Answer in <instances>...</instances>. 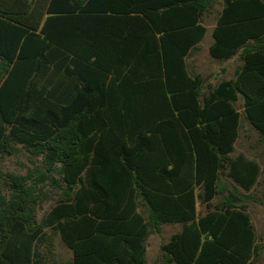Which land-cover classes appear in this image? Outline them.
<instances>
[{
  "label": "trees",
  "instance_id": "1",
  "mask_svg": "<svg viewBox=\"0 0 264 264\" xmlns=\"http://www.w3.org/2000/svg\"><path fill=\"white\" fill-rule=\"evenodd\" d=\"M217 1L0 0V158L19 145L39 160L6 173L0 264H43L52 235L70 254L53 264H148L169 223L154 264L254 263L245 202L262 167L231 154L238 94L264 139V0ZM215 2L208 54L241 48L242 65L200 98L186 58ZM44 184L57 194L36 221Z\"/></svg>",
  "mask_w": 264,
  "mask_h": 264
},
{
  "label": "rangeland",
  "instance_id": "2",
  "mask_svg": "<svg viewBox=\"0 0 264 264\" xmlns=\"http://www.w3.org/2000/svg\"><path fill=\"white\" fill-rule=\"evenodd\" d=\"M207 24L210 21L206 22ZM206 61V59H204ZM211 66L209 63H207ZM15 151L9 156L0 158V193L7 195V177L6 173L25 174L27 171H33L34 165L39 160L33 157L28 150L17 145ZM243 153L247 157H255L260 162L262 172L259 182L254 190L250 193V197L245 202V212L248 214L251 224L254 227L257 243V258L253 264H264V139L259 138L257 133L242 118L239 136L235 143L234 154ZM42 190L47 192L48 197L42 199L39 207L36 209L35 219L40 221L43 214L53 205L57 190L51 188L47 184L42 186ZM204 207L198 206V213H203ZM48 232V231H46ZM160 241L165 239L164 235H160ZM41 251L45 252V248L41 247ZM159 253V248L158 251ZM147 256L148 264H154V247L153 244L148 245ZM157 253V258L159 254ZM45 254V253H44ZM70 254L63 246L58 238H53V255H46L43 264H53L55 260H67Z\"/></svg>",
  "mask_w": 264,
  "mask_h": 264
},
{
  "label": "crops",
  "instance_id": "3",
  "mask_svg": "<svg viewBox=\"0 0 264 264\" xmlns=\"http://www.w3.org/2000/svg\"><path fill=\"white\" fill-rule=\"evenodd\" d=\"M218 4L220 0L217 1ZM217 2L214 3L213 8H209L201 17V23L202 25L206 28V32L202 40L198 43V49L193 51L187 58H186V63H187V69L189 74L192 77H198L200 78L201 81V89H200V98L203 96L208 95L209 93V88L208 86H215L221 81H227L231 80L235 76L236 70L242 65V59L240 57L241 54V48L239 49V52L235 55H233L230 58L227 59H222V60H215L211 58L208 54V49L209 46L212 43V38H211V29L215 25V21L218 17V10H219V5ZM210 21L209 24L206 22ZM206 59V61L204 60ZM207 63H211L209 66ZM236 110L240 114V118L242 120V115H243V98L240 94L237 95V101L235 104ZM240 120V121H241ZM241 125V124H240ZM234 149H235V144H234ZM231 156H235L234 152L231 154ZM250 158V157H248ZM255 161H257L260 165V162L258 161L257 158L251 157ZM261 167V165H260ZM198 206L196 207V211L198 212ZM143 216L146 215V209L143 206H139L137 209ZM180 229V225L177 223H169V224H163L161 226V229L159 233L156 234H151L149 235L147 241H146V257L149 260L147 256L148 252V245L153 244L154 247V260L157 258V251L159 248V245L161 243L166 242L169 237L177 232ZM43 231L47 234H49V229L48 227L44 228ZM48 231V232H46ZM164 235L165 239L163 241H160V235ZM52 244H53V238H58L57 235H52ZM59 239V238H58ZM160 253V251H159ZM158 253V254H159ZM160 255V254H159ZM58 261V259L56 260Z\"/></svg>",
  "mask_w": 264,
  "mask_h": 264
}]
</instances>
